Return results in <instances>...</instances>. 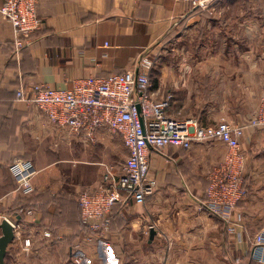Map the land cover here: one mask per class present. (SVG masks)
<instances>
[{"label": "crops", "instance_id": "obj_1", "mask_svg": "<svg viewBox=\"0 0 264 264\" xmlns=\"http://www.w3.org/2000/svg\"><path fill=\"white\" fill-rule=\"evenodd\" d=\"M213 10L187 0H39L42 27L19 61L12 27L0 19V222L21 225L5 264H82L74 255L83 251L87 264H264L253 245L264 229V127L249 125L264 80V0H219ZM155 53L151 97L172 95L170 116L245 127L247 196L229 218L202 208L208 176L228 147L220 140L189 150L168 145L150 151L155 193L145 202H119L101 240L66 221L54 223L50 215L79 209V194L97 190L106 170H119L129 152L108 129L94 143L58 130L40 109L17 100L16 87L70 88L79 77L122 73ZM16 159L33 163L31 196L15 192L10 165Z\"/></svg>", "mask_w": 264, "mask_h": 264}, {"label": "built area", "instance_id": "obj_2", "mask_svg": "<svg viewBox=\"0 0 264 264\" xmlns=\"http://www.w3.org/2000/svg\"><path fill=\"white\" fill-rule=\"evenodd\" d=\"M187 1L207 11L219 0ZM38 3L39 0H4L0 6V19L12 27L13 55L18 61L23 49L29 47L32 35L42 27ZM158 59V53L143 54L127 71L109 76L79 77L70 88L20 82L15 89L17 100L37 107L58 130L86 143L96 142L101 129H108L122 138L129 155L121 168L117 171L107 169L97 190L79 194L85 232L101 239L109 233L110 213L115 203L126 205L130 199L145 202L157 190L158 181L150 168L152 149L163 152L170 145L189 150L196 143L220 140L228 147V152L208 176L207 198L200 202L202 208L229 218L248 194L243 178L245 157L241 151L245 127L228 121L203 125L194 118L170 116L167 110L172 95L160 100L151 97L152 75ZM249 125L264 127V80L260 104ZM10 170L18 182L15 192L31 196L35 192L33 163L16 159ZM21 212L31 214L33 211L21 209ZM7 219L13 224L15 237L21 236L20 223ZM30 245L29 239L24 240L26 250ZM253 245L254 257L264 263V229L254 236ZM76 262L80 263L81 259Z\"/></svg>", "mask_w": 264, "mask_h": 264}, {"label": "trees", "instance_id": "obj_3", "mask_svg": "<svg viewBox=\"0 0 264 264\" xmlns=\"http://www.w3.org/2000/svg\"><path fill=\"white\" fill-rule=\"evenodd\" d=\"M13 46V44H12ZM26 48L23 49L22 53L24 52V50H26ZM1 94H0V100H1ZM209 185V182L207 184V187ZM207 187H206V191H207ZM206 199V197L204 198ZM136 203V202H135ZM27 204V203H26ZM29 208V207H26ZM78 208L79 209H74L72 210L69 214L64 215V210H61V214H52L50 215V219L53 220L54 223L56 222H61V221H66L68 222L71 226H76V230L77 233H82L85 232L86 228L82 223V218H81V206L80 203L78 201ZM121 209V205L119 204V202L115 203L112 212L110 213V219H111V228L113 227V223H114V219H116V212L118 210ZM18 213H22L19 209H18ZM23 214V213H22ZM78 215V218H77ZM75 239V236L72 237L71 242H73V240Z\"/></svg>", "mask_w": 264, "mask_h": 264}, {"label": "water", "instance_id": "obj_4", "mask_svg": "<svg viewBox=\"0 0 264 264\" xmlns=\"http://www.w3.org/2000/svg\"><path fill=\"white\" fill-rule=\"evenodd\" d=\"M1 235H0V264H5V258L8 252L9 245L15 239V230L11 221L4 218L0 222ZM156 231L154 228L150 231V238L153 239Z\"/></svg>", "mask_w": 264, "mask_h": 264}, {"label": "rangeland", "instance_id": "obj_5", "mask_svg": "<svg viewBox=\"0 0 264 264\" xmlns=\"http://www.w3.org/2000/svg\"><path fill=\"white\" fill-rule=\"evenodd\" d=\"M209 12V14H213V7H211L210 9L207 10ZM160 58V57H159ZM177 62V61H175ZM78 201H79V196H78ZM101 240V238H99ZM24 251L28 252V250H26L25 248L23 249ZM98 254V253H97ZM99 256V255H98ZM88 259V255L83 251V252H76L75 255H74V259L75 260H78V259H81V263L82 264H87V259ZM100 258V257H99Z\"/></svg>", "mask_w": 264, "mask_h": 264}]
</instances>
